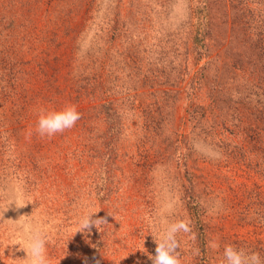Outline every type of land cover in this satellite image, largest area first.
Listing matches in <instances>:
<instances>
[{
  "label": "rangeland",
  "instance_id": "374dc122",
  "mask_svg": "<svg viewBox=\"0 0 264 264\" xmlns=\"http://www.w3.org/2000/svg\"><path fill=\"white\" fill-rule=\"evenodd\" d=\"M226 2L227 30L210 47L229 57L204 70L187 52L191 0H0V264H21L26 251L10 244L34 229L51 264H152L151 233L176 219L191 224L182 264H199L187 169L207 264L226 244L264 259V0ZM226 62L222 88L214 73ZM217 94L235 100L236 119H223ZM67 104L81 113L76 125L41 137L39 111ZM93 212L109 223L86 234L78 220Z\"/></svg>",
  "mask_w": 264,
  "mask_h": 264
},
{
  "label": "clouds",
  "instance_id": "9594fccd",
  "mask_svg": "<svg viewBox=\"0 0 264 264\" xmlns=\"http://www.w3.org/2000/svg\"><path fill=\"white\" fill-rule=\"evenodd\" d=\"M80 118L81 113L74 104H67L60 109L42 108L38 114L36 131L41 137H52L57 133L73 128ZM95 213L98 212L85 213L79 218L78 227L80 231L87 234L92 231L93 226L101 231V227L109 223L106 217L94 218ZM108 213L112 215L110 212ZM3 220L7 221L4 217ZM181 233H191V224L186 219H176L169 222L162 231L151 233L156 242L155 254L148 253L152 264H182L179 251ZM16 244H19L20 248L26 251V258L18 259L21 264H51L47 250L48 238L41 230L34 229L28 233L26 238L17 240L10 245ZM219 264H264V259L261 258L259 252L234 244H226Z\"/></svg>",
  "mask_w": 264,
  "mask_h": 264
},
{
  "label": "trees",
  "instance_id": "16d2710c",
  "mask_svg": "<svg viewBox=\"0 0 264 264\" xmlns=\"http://www.w3.org/2000/svg\"><path fill=\"white\" fill-rule=\"evenodd\" d=\"M227 0H191L192 2V17H193V29L191 32V38H192V47L191 50H187V52H191L196 61L199 62L203 59H206L204 70H209L214 63L219 60L218 58H225L227 55L229 57V47L223 51V57L219 54L218 58H215V56L212 57L213 50H211L210 47V40L215 36V33L217 30H220V32H226L227 26L229 24V10H228V4L226 2ZM242 14L246 16V13L243 11ZM234 16L237 17L238 12L233 13ZM261 18L264 19L263 16ZM244 32V31H243ZM237 38L238 43H242V39L245 38V42L247 41V38L245 34L238 35L235 37ZM250 39V38H248ZM252 43V42H251ZM256 44V41L253 42ZM244 45V43L242 44ZM220 53V52H219ZM227 57V58H228ZM228 62L224 63L221 68H218L220 71H222V75L218 77V74L216 75V72L214 73L215 78L219 80V84L222 85V88H225V85L229 83L230 78H228L227 73H229V66ZM204 77L206 78L207 75ZM204 78V79H205ZM170 84L172 86H176L178 84L177 77L176 78H168ZM203 83V79L201 80ZM238 92V91H237ZM213 97V96H212ZM215 103L217 102V106L221 110H225L228 108V112L226 114H223V119L227 117L236 119V113L231 112V108L233 105V101L235 100L231 97L223 98L221 101V98H219V95H214ZM103 107H105L107 116L109 118V121L112 122V124H116V113L113 112V110L110 108V104H106ZM188 156H185V164L187 163ZM186 178L189 182V198H188V206L192 212L193 216V224L195 227V232L198 236L199 241V254H197V259L199 264H207L211 261L212 255L210 254V248L208 244L209 241V233H208V226L204 222V210L201 205V202L197 197L193 195V187H194V175L191 171L188 169L185 172ZM103 186L105 185V181H103ZM101 186V185H100ZM101 186V188L103 187ZM99 196L102 197V194L99 190ZM101 250V246L99 242H95L94 244V250H93V257L96 259L100 258L99 251Z\"/></svg>",
  "mask_w": 264,
  "mask_h": 264
}]
</instances>
